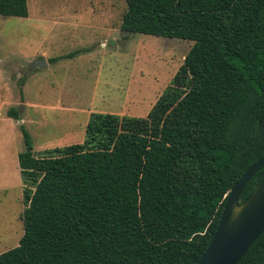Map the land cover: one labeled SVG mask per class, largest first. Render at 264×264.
Returning <instances> with one entry per match:
<instances>
[{"label":"trees","instance_id":"16d2710c","mask_svg":"<svg viewBox=\"0 0 264 264\" xmlns=\"http://www.w3.org/2000/svg\"><path fill=\"white\" fill-rule=\"evenodd\" d=\"M28 1L0 16L27 18ZM125 1L122 32L194 46L147 117L92 113L83 143L40 157L22 124L24 235L0 264H198L264 157V0ZM238 264H264V233Z\"/></svg>","mask_w":264,"mask_h":264},{"label":"rangeland","instance_id":"374dc122","mask_svg":"<svg viewBox=\"0 0 264 264\" xmlns=\"http://www.w3.org/2000/svg\"><path fill=\"white\" fill-rule=\"evenodd\" d=\"M28 11L0 16V255L24 235L22 124L40 157L83 143L92 113L147 117L194 46L122 32L125 0H29Z\"/></svg>","mask_w":264,"mask_h":264},{"label":"water","instance_id":"95a60500","mask_svg":"<svg viewBox=\"0 0 264 264\" xmlns=\"http://www.w3.org/2000/svg\"><path fill=\"white\" fill-rule=\"evenodd\" d=\"M263 169L264 157L231 190L216 233L198 264H238L262 236L264 182L242 203L241 197L249 182Z\"/></svg>","mask_w":264,"mask_h":264},{"label":"crops","instance_id":"0c3cea01","mask_svg":"<svg viewBox=\"0 0 264 264\" xmlns=\"http://www.w3.org/2000/svg\"><path fill=\"white\" fill-rule=\"evenodd\" d=\"M48 55H46V54H43V56H41L40 58H35V60H40V61H42V59H43V57H47ZM55 59V58H54ZM3 92H5V90L2 88V87H0V94L2 93L3 94Z\"/></svg>","mask_w":264,"mask_h":264}]
</instances>
